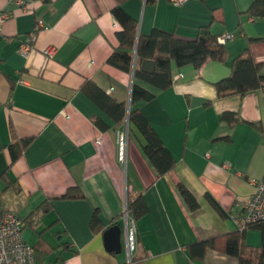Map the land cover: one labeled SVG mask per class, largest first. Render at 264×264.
Masks as SVG:
<instances>
[{
  "label": "crops",
  "instance_id": "1",
  "mask_svg": "<svg viewBox=\"0 0 264 264\" xmlns=\"http://www.w3.org/2000/svg\"><path fill=\"white\" fill-rule=\"evenodd\" d=\"M254 1L186 0L176 6L126 0L123 8L143 36L154 29L184 40L205 29L235 35L223 62L174 67L173 77L181 76L159 90L107 63L121 30L112 14L116 0H0V13L9 16L0 33V211L27 219L24 239L38 249V264H238L224 245L228 234L240 230L233 215L242 214L238 205L252 195V180L264 176V90L219 98L215 83L230 76L247 47L264 64V19L246 14ZM27 43L32 49L25 58L19 50ZM49 48L52 57L45 54ZM86 81L128 111L143 113L177 162L172 173H157L133 125L127 164L121 166L116 133L128 120L116 124L109 118L82 90ZM134 83L155 97L132 106ZM225 112L236 113L239 122L223 121ZM97 117L104 129L95 124ZM25 138L31 142L12 162L11 145ZM178 182L194 195L197 210ZM69 191L83 197L61 198ZM139 196L147 214L136 222L137 250L129 262L125 215ZM47 200L52 209L38 210ZM95 210L101 230L91 228ZM113 221L122 229L120 253L105 247L104 232ZM211 238H218V246L193 258L189 247L197 250ZM262 242L259 229L245 231L248 247L259 249Z\"/></svg>",
  "mask_w": 264,
  "mask_h": 264
},
{
  "label": "trees",
  "instance_id": "2",
  "mask_svg": "<svg viewBox=\"0 0 264 264\" xmlns=\"http://www.w3.org/2000/svg\"><path fill=\"white\" fill-rule=\"evenodd\" d=\"M117 6L112 14L121 26V30L116 33L118 40L117 47L114 48L107 63L128 74H132L135 79L142 80L159 90H167L174 83L173 68L181 69L186 65H193L200 68L208 59L223 62L226 58V48L217 41V37L208 30H201L194 40H184L174 37L172 34L154 29L148 36L139 34L138 21L133 18L124 8L126 0H116ZM246 14L252 19H264V0H255L249 7ZM145 61L155 62V72L147 74L142 70V63ZM137 65V66H136ZM219 98H227L238 95L244 96L257 90H264V64L258 63L250 48L247 47L233 62L232 72L229 77L215 83ZM82 90L93 100V102L116 124H122L129 116L130 125L135 126L144 137L145 144L142 151L157 173L161 176L172 173L176 167V160L165 146L160 136L138 109L127 110L125 103H118L111 99L95 83L86 81ZM154 94L145 88L137 85L132 86L131 105L139 101H150ZM238 115L233 112L222 114V120L233 126L239 122ZM95 124L104 129V122L101 118H95ZM17 145H11L12 162L18 160L24 148L31 142L25 138L17 140ZM177 188L192 210L199 208V203L194 195L181 183H177ZM83 197L81 192L77 194L69 191L61 198ZM212 206L220 213H223L217 202L210 196H206ZM52 209L51 201H45L38 210L49 212ZM129 215L137 222L147 214L146 203L142 196L137 197L128 204ZM34 213L31 216H33ZM29 217V218H30ZM27 220V219H26ZM26 220H23L25 222ZM113 225L116 222L113 221ZM249 227L260 230L262 234V246L259 249L250 248L245 243V231ZM245 229L228 234L224 245L226 254L235 257L238 264H264V222L254 224ZM93 230H101L99 211L95 210L91 220ZM218 246V238H211L190 246V254L193 258L202 259L209 248ZM35 251L36 264H38V249ZM41 251L39 250V253Z\"/></svg>",
  "mask_w": 264,
  "mask_h": 264
},
{
  "label": "built area",
  "instance_id": "3",
  "mask_svg": "<svg viewBox=\"0 0 264 264\" xmlns=\"http://www.w3.org/2000/svg\"><path fill=\"white\" fill-rule=\"evenodd\" d=\"M169 1L176 6H181L186 0ZM26 10L28 9L26 8ZM8 18L7 13H0V33ZM38 24L43 26L42 21H39ZM234 37L233 33H225L219 35L217 41L225 46ZM35 39L36 35L34 33L31 35V42ZM30 43L20 47L19 52L25 58L30 56L32 49ZM54 51L53 48H49L45 51V54L52 57ZM180 76L181 74L177 73L174 80ZM129 138L130 124L129 121H126L116 133L117 159L123 167L127 164ZM252 184L254 186L252 195L238 205L242 209V214L233 215V219L240 229L264 222V176L259 180L253 179ZM125 221L128 258L131 262L137 250L136 221L128 212L125 215ZM23 231L24 222L20 215L13 211H0V264H36L35 251L32 246L26 243Z\"/></svg>",
  "mask_w": 264,
  "mask_h": 264
},
{
  "label": "water",
  "instance_id": "4",
  "mask_svg": "<svg viewBox=\"0 0 264 264\" xmlns=\"http://www.w3.org/2000/svg\"><path fill=\"white\" fill-rule=\"evenodd\" d=\"M142 70L147 74L155 72V62L145 61L142 63ZM129 121V116L127 117ZM122 229L119 225H112L104 232L105 247L109 252L120 253L122 249Z\"/></svg>",
  "mask_w": 264,
  "mask_h": 264
},
{
  "label": "rangeland",
  "instance_id": "5",
  "mask_svg": "<svg viewBox=\"0 0 264 264\" xmlns=\"http://www.w3.org/2000/svg\"><path fill=\"white\" fill-rule=\"evenodd\" d=\"M32 229L30 227L25 229V236L27 237L29 233H31Z\"/></svg>",
  "mask_w": 264,
  "mask_h": 264
}]
</instances>
